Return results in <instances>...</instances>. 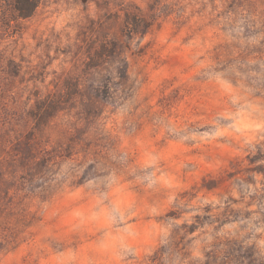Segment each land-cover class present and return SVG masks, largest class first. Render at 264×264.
<instances>
[{
	"label": "rangeland",
	"instance_id": "374dc122",
	"mask_svg": "<svg viewBox=\"0 0 264 264\" xmlns=\"http://www.w3.org/2000/svg\"><path fill=\"white\" fill-rule=\"evenodd\" d=\"M10 1L0 264H264V0Z\"/></svg>",
	"mask_w": 264,
	"mask_h": 264
},
{
	"label": "trees",
	"instance_id": "16d2710c",
	"mask_svg": "<svg viewBox=\"0 0 264 264\" xmlns=\"http://www.w3.org/2000/svg\"><path fill=\"white\" fill-rule=\"evenodd\" d=\"M42 0H11L12 11L11 20L19 21L31 17ZM3 0H0V5ZM10 25V23L8 24Z\"/></svg>",
	"mask_w": 264,
	"mask_h": 264
}]
</instances>
